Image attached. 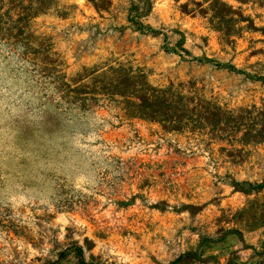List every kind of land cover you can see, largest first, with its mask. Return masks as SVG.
<instances>
[{
  "label": "rangeland",
  "instance_id": "obj_1",
  "mask_svg": "<svg viewBox=\"0 0 264 264\" xmlns=\"http://www.w3.org/2000/svg\"><path fill=\"white\" fill-rule=\"evenodd\" d=\"M110 66L169 89L168 122L55 89ZM9 82L0 264H264V0H0Z\"/></svg>",
  "mask_w": 264,
  "mask_h": 264
},
{
  "label": "trees",
  "instance_id": "obj_2",
  "mask_svg": "<svg viewBox=\"0 0 264 264\" xmlns=\"http://www.w3.org/2000/svg\"><path fill=\"white\" fill-rule=\"evenodd\" d=\"M102 74L103 77L101 81L95 80V82L99 83V87L94 89L95 92L88 90V87L85 85L71 87L70 84L57 80L61 74H56L57 76L53 75V78L56 79L55 89L60 91L61 98L68 102H73L79 97V100H84V98H81L84 97L83 94L101 93L106 96L104 98H109L114 95L123 97L129 93L132 95V99L135 98V100L127 102L132 110L125 111V114L141 120H156L164 117L166 114H160L162 113L161 109L171 105L170 102H174V96L169 92V89L151 86V84L147 82L145 74L141 72L134 74L129 68L110 66L108 70L104 71ZM61 87L62 90H60ZM161 120L168 122L166 118H161Z\"/></svg>",
  "mask_w": 264,
  "mask_h": 264
},
{
  "label": "clouds",
  "instance_id": "obj_3",
  "mask_svg": "<svg viewBox=\"0 0 264 264\" xmlns=\"http://www.w3.org/2000/svg\"><path fill=\"white\" fill-rule=\"evenodd\" d=\"M22 89L19 86L8 83L7 87L0 88V111L9 107L13 102L21 103L18 99L21 95Z\"/></svg>",
  "mask_w": 264,
  "mask_h": 264
}]
</instances>
